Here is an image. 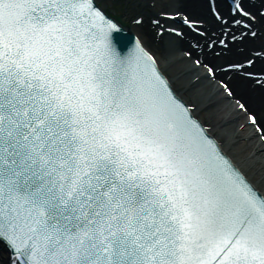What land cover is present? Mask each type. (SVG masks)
Returning <instances> with one entry per match:
<instances>
[{
  "label": "snow or ice",
  "instance_id": "snow-or-ice-1",
  "mask_svg": "<svg viewBox=\"0 0 264 264\" xmlns=\"http://www.w3.org/2000/svg\"><path fill=\"white\" fill-rule=\"evenodd\" d=\"M170 3L151 21L167 47L229 97L234 76L264 89V0H203L195 18ZM124 12L0 0V264H264V176L223 151L160 52L125 41Z\"/></svg>",
  "mask_w": 264,
  "mask_h": 264
},
{
  "label": "bare ground",
  "instance_id": "bare-ground-1",
  "mask_svg": "<svg viewBox=\"0 0 264 264\" xmlns=\"http://www.w3.org/2000/svg\"><path fill=\"white\" fill-rule=\"evenodd\" d=\"M153 0H124L125 12L122 15L127 29L140 36L154 50L162 54L161 67L169 77L177 94L189 104H196L194 115L205 125H211L209 133L215 137L223 151L232 158L237 167L241 168L259 185L264 176V141L257 130L246 119V115L236 104L218 89L215 81L205 80L204 70L193 67L184 59L180 47H167V42L174 38L163 35L156 41L149 22L143 26L132 24L139 13L157 17L155 13L171 6L170 0H157L158 8L153 9L147 3ZM111 3L110 0H106ZM160 6H163L160 9ZM184 13L195 18L204 10L203 0H180L179 5ZM153 17V18H154ZM186 47V45H185ZM196 77H200L199 80ZM232 98H239L245 108L253 111L264 125V89L254 86L252 81L242 77H233Z\"/></svg>",
  "mask_w": 264,
  "mask_h": 264
},
{
  "label": "rangeland",
  "instance_id": "rangeland-1",
  "mask_svg": "<svg viewBox=\"0 0 264 264\" xmlns=\"http://www.w3.org/2000/svg\"><path fill=\"white\" fill-rule=\"evenodd\" d=\"M160 7H162V6H160ZM154 8H156V7H154Z\"/></svg>",
  "mask_w": 264,
  "mask_h": 264
}]
</instances>
